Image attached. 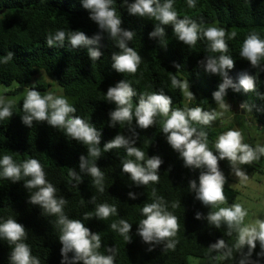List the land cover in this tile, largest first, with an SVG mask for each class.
I'll use <instances>...</instances> for the list:
<instances>
[{
  "label": "trees",
  "instance_id": "1",
  "mask_svg": "<svg viewBox=\"0 0 264 264\" xmlns=\"http://www.w3.org/2000/svg\"><path fill=\"white\" fill-rule=\"evenodd\" d=\"M113 7L120 15L121 27L136 33L129 42V46L142 57L135 74L116 73L111 69V54L119 50L106 33L99 42L102 55L95 62L88 59L85 49H72L67 41L64 47H48L44 44L45 36L58 29L66 32L68 29L80 30L88 37L99 31L96 24L88 19V13L80 6L79 0H0V59L7 52L13 53V60L0 62V84L8 87L17 82L22 86L4 93L9 99L17 96L19 99L13 105V116L8 121H0V155H11L17 162L28 158L37 159L45 170L46 179L58 189L57 195L66 199L64 212L69 218L81 220L85 213L94 212L95 205L99 203L115 204L118 216H110L102 221L96 218L83 221L91 232L101 236V253L105 252L106 246L116 249L115 264H190L191 259L203 260L204 264H220L219 253L210 252L208 246L218 239H223L231 246L236 238L235 233L229 236L223 225L216 229L203 219H194L198 211L203 215L216 209L202 206L189 192L188 181L196 179L198 171L183 167V162L166 143L164 134L160 133L162 117H156L154 125L148 129L135 128L133 121L138 134L136 146L145 151L147 156L159 155L163 160L158 170L159 182L132 186L127 174L120 173V161L129 157H126L122 148L112 149L102 152L101 158L96 161L97 167L105 175L104 193L95 189L90 176L79 173V156L86 155L87 146L75 140L69 141L62 130L54 129L44 122H34L31 128L20 122L22 90L25 86L35 87L42 95L53 84L59 87L76 108L75 115L89 119L101 132V147L117 133L130 135L127 124L113 128L107 124V113L114 105L104 101L103 93L121 79L127 80L136 90L134 103L142 93L161 91L172 98L173 107L184 108L186 100L182 91L171 84L175 76L177 80L188 79L190 82L195 101L188 103L187 107L205 108L207 104H215L211 94L219 83L218 77L206 75L197 68V61L204 56L218 55L208 52L206 41L198 40L190 48L176 41L168 25L164 26V43L167 45L162 47L155 39L148 38V33L157 21L130 16L121 8L120 0H116ZM174 8L179 18L188 17L198 24L202 23L204 27H223L227 33L236 32L232 39H228L227 33L225 37L229 46L228 54L234 60L229 75L235 80L242 71L253 74L255 91L245 94L228 89L226 101L236 107L245 102L252 107L250 114L264 116V112L258 111L264 109V100L258 97L264 93V72L260 68H251L239 56L241 43L249 33L256 32L264 38V0H197L195 8H188L185 0H175ZM260 63L264 65V60ZM174 64L180 67L176 69ZM34 76H39L42 81L30 83ZM45 79L51 82L45 83ZM238 111L239 116L243 110ZM192 126L207 133L208 148L215 151L213 145L223 129H214L212 125ZM243 142L253 147L257 145L249 134ZM254 162L242 166L246 173L256 170ZM218 166L226 177L224 195L227 198L231 191L228 183L232 172L226 160L218 161ZM69 168L81 175L82 180L78 185L68 176ZM153 188L157 196L163 197L168 210L178 218L180 224L173 250L157 245L152 251H147L148 245L134 235L136 223L142 218L139 210L145 203L152 202ZM129 191L136 193L137 198L129 199ZM27 197L22 182L11 183L0 179V218L13 217L25 227V243L31 248L32 254L40 259V264H60L61 245L57 239L59 231L55 224L56 217L42 216L37 206L27 203ZM91 197H95V203L90 200ZM179 201L181 206L173 209L171 205ZM218 207H225V204ZM119 219L132 223L130 243H125L109 227ZM10 250L7 241L0 240V264H8ZM259 250L257 244L253 250V260L257 259L256 252ZM260 264H264V258H260Z\"/></svg>",
  "mask_w": 264,
  "mask_h": 264
},
{
  "label": "clouds",
  "instance_id": "2",
  "mask_svg": "<svg viewBox=\"0 0 264 264\" xmlns=\"http://www.w3.org/2000/svg\"><path fill=\"white\" fill-rule=\"evenodd\" d=\"M185 2L188 8H195L197 4V0ZM79 3L99 31L88 37L80 30L68 29L66 32L58 29L45 36L44 44L48 47H64L67 41L72 49H85L88 59L95 62L102 55L99 42L106 33L108 38L115 41V47L119 50L111 54V69L116 73L135 74L142 57L129 46V42L136 33L121 27L120 15L113 7L116 0H79ZM174 4L175 0H120L121 8L130 16L141 19L147 17L158 22L153 25L148 38L155 39L162 47L167 45L164 43V26L170 25L177 42L191 48L198 40H204L208 52L218 54L207 55L197 61L198 69L206 75L218 77L219 83L211 94L214 108L187 107L188 103L195 101L188 79L180 81L175 76L171 79L172 86L178 87L183 93L186 100L184 108L173 107L172 98L161 91L142 93L134 103L136 90L127 80L121 79L103 93L104 101L114 105L107 113V124L110 128L127 124L130 135L117 133L102 147L101 132L89 119L75 115L76 108L62 92L49 90L42 95L35 87L25 86L22 90L20 122L28 128H31L34 122H44L54 129L62 130V134L69 141L75 140L87 146L86 155L79 156V173L90 176L95 189L104 193L105 175L101 168L97 167L96 161L101 158L102 152L112 149L122 148L126 157H129L120 161V173L127 174L132 186H147L159 182L158 170L163 160L159 155L147 156L145 151L136 146L138 134L134 130L133 121L135 128L148 129L154 125L156 117H162L160 133L164 134L166 143L183 162V167L198 171L196 179L188 181L189 192L194 194V199L202 206L216 209L203 215L198 211L194 219H203L216 229L223 225L229 236L235 233L236 238L231 246L223 239H218L208 246L209 251L219 253L220 261H227V264H260V258H264V216H257L246 223L245 218L249 212L241 203L218 207L226 203L224 187L227 182L218 161H228L239 185H245L249 177L242 166L264 157V145L250 146L243 142L244 137L238 129L230 128L218 134L213 145L215 151H212L208 148L207 133L192 126L198 124L209 127L226 112H231V106L226 101L228 89L245 94L255 91L254 75L242 71L233 80L229 75L234 60L228 54L229 46L225 40L227 30L216 25L204 27L202 23L198 24L188 17L179 18ZM227 36L232 39L236 32L227 33ZM239 56L247 61L251 68H260V71L264 72V65L260 63L264 60V38L256 32L249 33L241 43ZM8 60H13V53L7 52L0 62L6 63ZM173 67L178 69L180 65L174 64ZM46 78L48 79L47 75ZM15 86L20 87L17 82ZM0 90V121H8L14 114L12 109L17 100L4 95L9 90L8 87L0 84ZM258 97L264 100V93ZM238 109L243 110V115L249 118V122L255 121L250 115V104L242 102ZM258 111L264 112V109ZM254 126L256 127V124ZM68 176L76 185L82 180L81 175L72 168H69ZM0 179L11 183L22 182L28 193L27 203L37 206L42 216L56 217L55 224L59 231L57 239L61 245L60 264H115L116 249L106 246L105 252L101 253V236L97 232H91L83 222L92 218L102 221L110 216H118L115 204L99 203L95 205L94 212L85 213L81 220L69 218L64 212L66 199L57 195L58 189L46 179L43 166L35 158L17 162L11 155H0ZM127 196L132 200L137 198V194L131 191ZM152 196V202L145 203L139 210L142 218L136 223L134 235L138 236L143 244L148 245L147 251H152L157 245L173 250L180 227L178 218L168 210L163 197L156 195L155 188L152 189ZM90 200L95 203V197ZM177 206H181L180 201L171 205L173 209ZM109 227L122 237L125 243L131 242L132 223L119 219ZM26 239L25 227L17 223L15 218H0V240L7 241L11 249L7 257L8 264H40V259L32 254L31 248L25 243ZM257 244L260 250L256 252L257 259L253 260V250Z\"/></svg>",
  "mask_w": 264,
  "mask_h": 264
},
{
  "label": "rangeland",
  "instance_id": "3",
  "mask_svg": "<svg viewBox=\"0 0 264 264\" xmlns=\"http://www.w3.org/2000/svg\"><path fill=\"white\" fill-rule=\"evenodd\" d=\"M41 81L39 80V76H34L30 83ZM44 82L49 83L51 80L45 79ZM16 88L18 87H16L15 83H13L12 85L8 86L9 90L7 92H11ZM49 90L61 93L60 88L55 84H53V86L51 85ZM14 99H19V96L15 97ZM228 104L231 106V112H226L222 118L213 122L212 127L214 129H218L219 127L223 129L224 132L230 129L229 126H231V128L238 129L242 133L244 139L246 138L247 134H249L257 144L264 145V116L255 117L254 115L250 114L255 118V121L249 122V118L244 116L243 112H240L239 116L237 115L239 112L238 107L234 106L230 102H228ZM214 107L215 104H207L205 108L208 109ZM255 124L257 128L254 126ZM253 166L256 170L251 173H246L249 177V180L245 185H239L237 178L231 174L230 182L228 183V187L231 191L230 195L226 198L225 203V206L233 203H241L245 208H247L249 215L245 218L246 223L257 216H264V157L256 160ZM218 262L220 264H227V261L222 262L220 259H218ZM190 264H204V261L200 259H191Z\"/></svg>",
  "mask_w": 264,
  "mask_h": 264
}]
</instances>
